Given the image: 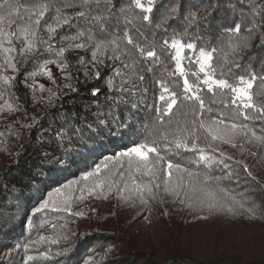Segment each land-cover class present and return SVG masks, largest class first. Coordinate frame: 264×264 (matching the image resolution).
Here are the masks:
<instances>
[{"label": "snow or ice", "instance_id": "1", "mask_svg": "<svg viewBox=\"0 0 264 264\" xmlns=\"http://www.w3.org/2000/svg\"><path fill=\"white\" fill-rule=\"evenodd\" d=\"M259 51L264 0H0V119L21 114L0 137L19 142L42 129L39 110L29 107H55L61 93L83 83L92 97H104L103 110L89 116L85 105L82 116L66 114L58 128L44 129L58 150L49 148L40 167L63 170L94 151L90 144L128 140L26 214L37 238L16 246L26 253L23 264L53 259L36 246L75 236L59 214L83 216L73 204L89 197L114 198L145 215L156 204L162 215L179 207L197 219H264V180L246 162L264 158V88L253 91L264 81ZM21 86L30 96H21ZM42 213L58 215L37 225ZM46 227L52 234H40Z\"/></svg>", "mask_w": 264, "mask_h": 264}, {"label": "trees", "instance_id": "2", "mask_svg": "<svg viewBox=\"0 0 264 264\" xmlns=\"http://www.w3.org/2000/svg\"><path fill=\"white\" fill-rule=\"evenodd\" d=\"M193 2L200 3V0ZM222 15V12L217 13V16ZM259 42V36L255 37L253 52H257L255 45ZM75 56L74 53L70 57L73 62ZM258 57L264 60V51H259ZM253 62L259 71L260 65L256 56H253ZM53 72L59 76L55 68ZM38 79L46 88L52 87L46 78ZM98 86L103 87L100 84ZM78 87L81 91L77 93H69L67 96L61 93V99L53 102L55 107L53 104L45 106L39 103L29 107L28 111L32 113L39 110L43 118L42 129L32 131L19 142L14 136L0 137V264H8L10 258L4 260L5 254L20 251L17 249L21 248L16 246L23 245L36 233L27 225L26 214L45 198L48 192L61 184L80 178L85 171L91 170L95 163L101 162L105 156L114 154L128 143L125 139L122 142L105 140L103 145L90 144L89 147H94V151H89L85 156L76 159L75 164L63 170L48 171L46 165L40 167V157L49 148L58 150L55 144L49 143V132L44 129H48L50 125L52 128H58L66 114L77 112L82 116L81 109L85 105L88 106L89 116L98 109L103 110L104 97H92L91 84L86 86L80 83ZM261 88H264V81L258 79L254 83L253 91H259ZM19 92L22 97L30 96L29 90L22 86ZM43 95L46 96L47 93ZM29 103L31 104V101ZM5 115L7 119H0V131H5L9 122L21 118L20 113ZM5 146L8 151L2 150ZM246 162L253 173L264 180V158L253 161L249 157ZM163 210L161 207L157 212L162 221L171 227L170 233H175L177 240L176 245L165 248L163 252L152 253L151 248L148 250L139 244L121 224L115 229L95 225L91 229L81 228L76 231V235L68 242H61L59 245L48 244L45 248L37 245L36 249L48 251L53 255V259H38L29 264H85L88 260H92L93 264H264V219L249 220L246 217L227 215L197 219L195 215L179 207L175 210L169 209L168 215H162ZM38 216L39 218H33L37 225L45 218L51 219V213ZM192 221L206 225L201 226L206 231L196 234L197 236L186 233L185 225L192 224ZM62 248H67V254L56 256L55 253Z\"/></svg>", "mask_w": 264, "mask_h": 264}, {"label": "rangeland", "instance_id": "3", "mask_svg": "<svg viewBox=\"0 0 264 264\" xmlns=\"http://www.w3.org/2000/svg\"><path fill=\"white\" fill-rule=\"evenodd\" d=\"M78 179L75 178V180ZM64 184H61L58 187L63 186ZM158 208H161V206L154 204L151 213L145 215L141 213L138 207L121 205L114 198L104 200L102 198L95 199L89 197L82 202L75 201L73 204L72 210L74 212H83V216H68L66 214L59 215L64 216V219L68 221V228L74 232L81 230V228L91 229L95 225L101 226L102 228L106 227L109 229H115L121 224V226H125L129 235L136 238V240L139 241V244L145 246L148 250L151 248L153 253L158 251L163 252L165 248H170L171 246L176 245L177 241L175 233H170L172 230L170 229L171 227L169 228V226L162 221L161 215L157 212ZM93 209H95V211H93ZM56 215L58 214L51 213V218ZM201 226L206 227V225L201 222L192 221V224L185 225V228H187L186 233L190 232L192 235L197 236L206 231ZM40 234H52V230L50 227H46L45 229H40ZM36 238L37 233H35L31 239L34 240ZM39 246L45 248L48 244H40ZM17 250L20 251L8 252V255H5L4 260H9L8 258H10L8 264H23V259L26 254L22 247ZM33 252H35V250H33Z\"/></svg>", "mask_w": 264, "mask_h": 264}]
</instances>
